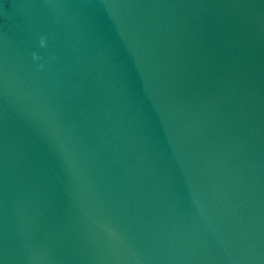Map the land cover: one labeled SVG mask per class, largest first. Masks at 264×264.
<instances>
[{
    "label": "water",
    "instance_id": "1",
    "mask_svg": "<svg viewBox=\"0 0 264 264\" xmlns=\"http://www.w3.org/2000/svg\"><path fill=\"white\" fill-rule=\"evenodd\" d=\"M0 264H264V0H0Z\"/></svg>",
    "mask_w": 264,
    "mask_h": 264
},
{
    "label": "clouds",
    "instance_id": "2",
    "mask_svg": "<svg viewBox=\"0 0 264 264\" xmlns=\"http://www.w3.org/2000/svg\"><path fill=\"white\" fill-rule=\"evenodd\" d=\"M40 46L41 47H46V42H45V39L44 38H41V40H40ZM38 59H39V57L35 53H33V60H38Z\"/></svg>",
    "mask_w": 264,
    "mask_h": 264
}]
</instances>
